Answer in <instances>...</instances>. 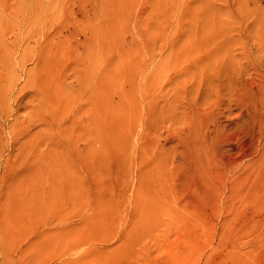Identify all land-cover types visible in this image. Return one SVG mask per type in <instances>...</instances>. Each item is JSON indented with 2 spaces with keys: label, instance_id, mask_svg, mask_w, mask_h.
I'll return each instance as SVG.
<instances>
[{
  "label": "rangeland",
  "instance_id": "rangeland-1",
  "mask_svg": "<svg viewBox=\"0 0 264 264\" xmlns=\"http://www.w3.org/2000/svg\"><path fill=\"white\" fill-rule=\"evenodd\" d=\"M0 207V264H264V0H0Z\"/></svg>",
  "mask_w": 264,
  "mask_h": 264
},
{
  "label": "bare ground",
  "instance_id": "bare-ground-1",
  "mask_svg": "<svg viewBox=\"0 0 264 264\" xmlns=\"http://www.w3.org/2000/svg\"><path fill=\"white\" fill-rule=\"evenodd\" d=\"M46 90V89H45ZM49 91V90H48ZM45 92V91H44ZM46 94V93H45ZM47 95V94H46ZM56 99V98H55ZM50 100V99H49ZM252 113L253 112H251V111H249V110H247V111H244V112H242L241 113V116H246V124L247 123H250V125H251V134L254 136V138H255V128H256V130L257 129H259L258 127H255L256 125H254V122L256 121L255 120V118H254V122H253V119H252V122L250 121V118L249 117H251V118H253L252 117ZM34 114V113H33ZM244 119H245V117H243ZM247 118H249V120H247ZM241 119V118H240ZM33 121V120H32ZM243 123V122H242ZM230 124V123H229ZM235 124V123H234ZM258 124V123H257ZM244 126H245V124H244ZM249 126V125H248ZM65 129V128H64ZM39 131V130H38ZM63 132H65V131H63ZM66 133V132H65ZM48 135V134H47ZM31 137V136H30ZM66 137V136H65ZM45 138V137H44ZM31 140V139H30ZM34 140V139H33ZM254 141V140H253ZM22 143V142H21ZM28 145V144H27ZM248 146V145H247ZM21 147H23V146H21ZM54 147V146H53ZM19 148H20V146H19ZM24 148H26V146L24 147ZM34 148H35V146H34ZM52 148V147H51ZM20 149H22V148H20ZM25 150V149H24ZM251 150H252V145L250 144L246 149L244 148V150L242 151L243 153H241L242 155L244 154V155H246V154H249V153H251ZM18 151V150H17ZM20 151V150H19ZM19 151H18V153H19ZM21 151H23V150H21ZM21 151H20V153H21ZM33 151H35V150H32V152ZM24 152V151H23ZM17 153V154H18ZM19 153V154H20ZM24 153H26V152H24ZM36 153V152H35ZM27 154V153H26ZM41 154V153H40ZM40 154L38 155V159L41 157L42 159L45 157V158H47L46 157V155L45 154H41V156H40ZM22 155V153L19 155V156H21ZM42 155H44V156H42ZM52 155V154H51ZM18 156V155H17ZM16 156V157H17ZM18 156V157H19ZM26 155L24 154V158H26L25 157ZM37 156V155H36ZM14 157V156H13ZM17 157V158H18ZM23 157V156H22ZM44 158V159H45ZM22 159V158H21ZM42 159H41V161H42ZM43 159V161L45 162V164H46V161H48V160H44ZM12 160V159H11ZM27 160H28V158H27ZM15 161H16V159H15ZM15 161H13V162H15ZM23 161H24V159H23ZM42 161V162H43ZM12 162V163H13ZM30 162V161H29ZM36 162H38V161H36ZM36 162H33V163H35L36 164ZM42 162H39V164H36V165H38L39 167L40 166H42V164H44V163H42ZM11 163V162H10ZM9 163V164H10ZM40 163H42V164H40ZM14 164V163H13ZM13 164H10V166H12ZM17 163H15L14 165H16ZM48 164V163H47ZM47 164L44 166H42V168L40 167V168H38L37 167V169H41L40 170V172L41 173H43V170H47ZM10 166H8V167H10ZM44 167H45V169H44ZM32 168V167H31ZM33 168H35L34 167V165H33ZM11 168H9V170H10ZM26 169V168H25ZM30 169V168H29ZM28 168L25 170V171H27V170H29ZM36 169V168H35ZM13 170V169H12ZM22 170V169H21ZM32 171L30 172V170H29V172L31 173V175H29V177H28V174H26V172L23 170L22 172H21V174H23V172H25V174L27 175V177L26 176H21V177H23L24 179H25V177L28 179V178H32V179H35L36 181H34V180H32V179H29L30 180V182H29V180L27 181V182H29L28 183V186H27V184H25L26 185V187L28 188L29 187V184H31L32 182L31 181H33V182H35L34 184H37V181L39 182V180H38V173H37V175L36 174H34V175H32V173H36V170H33V169H31ZM11 171V170H10ZM14 171V170H13ZM17 171H20V167H19V170L17 169ZM16 171V172H17ZM49 173L51 172L50 171V169H48L47 170ZM15 172V173H16ZM28 172V171H27ZM45 173V172H44ZM47 173V172H46ZM46 173H45V175H46ZM49 173H47V174H49ZM17 174V173H16ZM15 175V174H14ZM51 176H52V174H50ZM31 176V177H30ZM47 176V175H46ZM20 177V175L18 176H14V178L16 179L17 178V180H15V183L17 182V181H20V180H18V179H21V177ZM33 177H35V178H33ZM52 178V177H51ZM51 178H49V180H50V182H51ZM26 179V180H27ZM41 180H43V179H41ZM24 182V181H23ZM14 183V185L16 186V184H18L19 182H17L16 184ZM21 183H22V180H21ZM33 184V183H32ZM33 184V185H34ZM33 185H31L29 188H33ZM39 185H41V184H39ZM39 185H37L35 188V191L37 192V189H40V187H44L45 186V184H43L44 186H40L39 187ZM47 185V184H46ZM21 188V187H25V186H20V185H18L17 186V188ZM39 187V188H38ZM47 187V186H46ZM49 187V186H48ZM47 187V188H48ZM51 187V186H50ZM16 188V187H15ZM15 188H13L14 189V191H15ZM31 188V189H32ZM46 188V189H47ZM22 190H24V188H21ZM34 189V188H33ZM41 189H43V188H41ZM40 189V190H41ZM44 189H45V187H44ZM17 190V189H16ZM22 190H21V192H22ZM27 190V189H26ZM49 190H51V189H49ZM18 191H20V190H18ZM29 191H30V189H29ZM39 191V190H38ZM44 191V190H43ZM13 192V191H12ZM15 192H17V191H15ZM40 192V191H39ZM38 192V193H39ZM28 193V192H27ZM37 193V194H38ZM13 194V193H12ZM46 195H48L49 193H45ZM19 195V194H18ZM17 195V196H18ZM20 195H21V193H20ZM25 195V194H24ZM23 195V196H24ZM35 195V194H34ZM39 195V194H38ZM40 195H42V192H41V194ZM23 196L21 195V197L23 198ZM27 197L29 196L31 199H32V197H33V195H26ZM32 196V197H31ZM45 196V195H44ZM27 197H25V198H27ZM28 197V198H29ZM47 197V196H46ZM35 198H36V200H37V198H38V200L39 199H41L39 196H35ZM18 202L21 204V202H20V199L18 198ZM26 200H29V199H26ZM26 200H21V201H24L25 203L26 202H28V201H26ZM35 200V199H34ZM35 200V201H36ZM42 200V199H41ZM40 200V201H41ZM45 200H46V198H45ZM47 200H48V198H47ZM16 200H14V202H15ZM44 201V200H43ZM51 201V200H50ZM13 203V202H12ZM41 203H42V201H41ZM43 203H45V201L43 202ZM24 204V203H23ZM19 205V204H18ZM17 205V206H18ZM28 205V204H27ZM46 205V204H45ZM50 204L47 202V205L46 206H49ZM25 206H26V204H24V207L23 208H25ZM46 206H42V208L43 209H45L46 208ZM14 207V206H13ZM16 207V206H15ZM14 207V208H15ZM20 207V206H19ZM23 208H22V210H23ZM0 209H1V207H0ZM10 209V208H9ZM9 209H7V210H9ZM11 209H12V213H13V208L11 207ZM17 209V208H16ZM15 209V210H16ZM20 209H21V207H20ZM20 209H19V212L21 213L22 211H20ZM42 209V210H43ZM48 209H50L49 207H48ZM5 210V209H4ZM2 211V210H1ZM1 211H0V216H2V214H4V213H1ZM9 211H11V210H9ZM18 211V210H17ZM25 211V210H24ZM23 211V212H24ZM34 211H36V210H34ZM39 211V210H38ZM49 211V210H48ZM48 211H46L45 213H47ZM6 212V211H5ZM8 212V211H7ZM40 212V211H39ZM43 211H41V213H42ZM20 213L18 214L19 216L18 217H20ZM41 213H39L40 214V216H41ZM33 214V213H32ZM43 214V213H42ZM27 215V214H26ZM46 215V214H45ZM49 215V214H48ZM10 216H12V215H10ZM16 216H14L13 218H15ZM26 218H27V216H26ZM29 218V217H28ZM40 218V217H39ZM12 220H14L15 221V223H16V220L15 219H12ZM29 220H31V219H29ZM40 221H41V219H40ZM32 222H35V221H32ZM23 223H24V221H23ZM31 223V222H30ZM36 225V224H35ZM45 232V231H44ZM59 232V231H58ZM57 232V233H58ZM120 234V233H119ZM127 234V233H126ZM57 236L56 237H54L55 236V234L54 235H52L50 232H46V233H42V234H40L39 235V238L37 239V241H36V244H35V248H36V250H37V261H38V263L39 264H43L44 262H46V260H43V258H47V256H48V258L49 257H51V259H53V260H55V259H59L58 260V263L59 264H69V262H68V260H63V259H61V258H63V256H65V254H67V252H68V250L73 246V243L76 241V240H80V239H82V238H85L86 236H84L83 237V234L81 233V232H75V231H67V232H61V233H59V234H56ZM124 235V234H123ZM151 235V237L154 239V240H159L160 238H168L170 235L168 234V233H163V234H161V233H151L150 234ZM54 237V239H56L55 241L52 239L53 237ZM91 237V236H90ZM119 238V237H118ZM126 239V238H125ZM129 239V238H128ZM121 240V239H120ZM132 239H130V240H127V241H119L120 243H118L116 246H115V249H113L112 248V250L111 251H109L108 253H110L109 255L111 256L112 255V257L110 258V260L111 261H108V263L107 264H130L131 262H129L128 261V257H129V247H130V245H131V243H132ZM161 241V240H160ZM55 242V243H54ZM52 244L54 245L53 246V248L51 247L52 246ZM159 245V244H158ZM169 247V246H168ZM51 248H52V251H50L51 250ZM56 248V249H55ZM160 247H157V249L158 250H160V253H162L161 252V249H159ZM162 248V247H161ZM167 248V247H166ZM111 249V248H110ZM163 249V248H162ZM169 250V249H168ZM168 250H166V251H168ZM46 251L48 252V251H50L49 253H46ZM165 251V252H166ZM176 251V250H175ZM36 253V252H35ZM91 254H96V252L94 251V250H90V251H88V252H86V253H84V254H82L81 256H80V258H83L84 259V257L86 258L88 255H91ZM165 254V253H164ZM169 254V259H175L174 257H175V253L174 252H171V253H168ZM177 254V253H176ZM99 258H101V260H102V258L104 259V255L102 256V254L99 256ZM50 259V258H49ZM160 259V258H159ZM43 260V261H42ZM47 261H48V259H47ZM51 261V260H50ZM103 261H105V260H103ZM168 261V260H167ZM70 263H72V264H87L86 263V260H84V261H82V260H72V262H70Z\"/></svg>",
  "mask_w": 264,
  "mask_h": 264
}]
</instances>
